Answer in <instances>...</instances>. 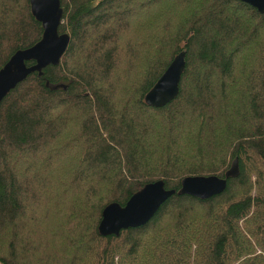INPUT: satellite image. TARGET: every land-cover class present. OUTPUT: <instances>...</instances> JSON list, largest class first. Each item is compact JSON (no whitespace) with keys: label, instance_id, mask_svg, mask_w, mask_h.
I'll use <instances>...</instances> for the list:
<instances>
[{"label":"trees","instance_id":"obj_1","mask_svg":"<svg viewBox=\"0 0 264 264\" xmlns=\"http://www.w3.org/2000/svg\"><path fill=\"white\" fill-rule=\"evenodd\" d=\"M59 66L0 105V264H264V13L241 0H61ZM43 36L30 0H0V70ZM176 100L145 97L181 52ZM33 62L27 63L28 66ZM239 176L174 195L103 237L146 185Z\"/></svg>","mask_w":264,"mask_h":264},{"label":"water","instance_id":"obj_2","mask_svg":"<svg viewBox=\"0 0 264 264\" xmlns=\"http://www.w3.org/2000/svg\"><path fill=\"white\" fill-rule=\"evenodd\" d=\"M264 13V0H241ZM31 10L36 20L42 24V39L25 50L17 51L0 70V105L20 84L32 74L41 77L44 69L59 66L71 41L68 33L61 34L59 28L63 20L61 0H30ZM34 64L28 66L27 63ZM186 70V52L175 57L145 97L149 107L162 108L170 104L180 94V84ZM236 159L225 178L218 176L186 177L181 189L168 190L163 181L146 185L131 196L125 206L118 203L108 205L102 213L99 233L103 237H119L122 231L147 225L161 207L174 195L190 196L208 200L227 190L228 180L239 176Z\"/></svg>","mask_w":264,"mask_h":264}]
</instances>
